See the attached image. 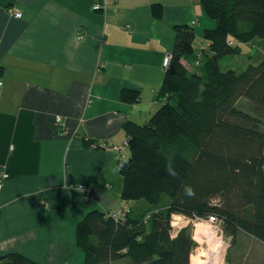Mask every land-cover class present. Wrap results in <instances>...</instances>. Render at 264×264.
I'll use <instances>...</instances> for the list:
<instances>
[{
  "label": "crops",
  "instance_id": "1",
  "mask_svg": "<svg viewBox=\"0 0 264 264\" xmlns=\"http://www.w3.org/2000/svg\"><path fill=\"white\" fill-rule=\"evenodd\" d=\"M214 25L200 0H0V256L88 264L80 219L147 208L121 198L118 159L130 151L112 146L129 139L127 122L146 123L160 108L178 26L194 28L199 53ZM125 88L141 99L124 101ZM228 262L264 264V242L239 231Z\"/></svg>",
  "mask_w": 264,
  "mask_h": 264
},
{
  "label": "trees",
  "instance_id": "2",
  "mask_svg": "<svg viewBox=\"0 0 264 264\" xmlns=\"http://www.w3.org/2000/svg\"><path fill=\"white\" fill-rule=\"evenodd\" d=\"M200 2L215 23L203 34L208 47L198 53L194 28L178 26L160 108L146 123L125 124L130 153L118 159L121 198L145 199L147 208L94 210L80 219L76 240L88 264H191L193 226L175 231L174 214L215 215L230 246L242 230L264 242V58L241 72L220 67L225 56L242 53V43L264 37V0ZM4 73L0 64V80ZM121 97L136 103L141 94L125 88ZM0 264L43 263L8 252Z\"/></svg>",
  "mask_w": 264,
  "mask_h": 264
},
{
  "label": "rangeland",
  "instance_id": "3",
  "mask_svg": "<svg viewBox=\"0 0 264 264\" xmlns=\"http://www.w3.org/2000/svg\"><path fill=\"white\" fill-rule=\"evenodd\" d=\"M201 40V39H200ZM200 40L198 45H200ZM242 53L237 55H227L220 61V67L222 70L226 71L229 69H234L238 72H241L245 70L250 64L257 65L259 64L262 59L264 58V37H256L251 42L242 43ZM129 140V139H128ZM136 202V201H134ZM138 202L148 203L145 199H141ZM189 219V221H188ZM202 219V218H201ZM201 219H191L181 214H174L172 217V224L175 231H178L179 229L191 224L193 226V238L197 242V246L195 250L192 253L191 256V264H195V259L197 261H200L202 257V252H205L207 249H210L212 247V244H215L216 237H213V239H210V233L212 232L210 226L207 223H200L202 225L203 230V238H198L196 233L197 231V225L199 228V224L196 225V223H199ZM206 220V219H203ZM222 225V222H221ZM223 229V225H222ZM224 231V230H223ZM196 235V236H195ZM225 238L227 239V235L225 234ZM228 240V239H227ZM232 246V245H231ZM231 246L227 247L225 250L222 251V257H221V263L219 264H228V255L229 250L231 249Z\"/></svg>",
  "mask_w": 264,
  "mask_h": 264
},
{
  "label": "built area",
  "instance_id": "4",
  "mask_svg": "<svg viewBox=\"0 0 264 264\" xmlns=\"http://www.w3.org/2000/svg\"><path fill=\"white\" fill-rule=\"evenodd\" d=\"M102 7H103V5L98 3L94 6V9L95 10H101ZM9 11H10V13L14 14V16H16L18 18L22 17L23 13L18 8H10ZM166 61H167V63H166ZM170 62H171V54H168L164 59V67L166 69L170 66ZM56 121L58 124L61 123L62 117L60 115H57ZM126 146H129V140H126L123 145H113L112 148L114 150L120 152V151H122L123 147H126ZM93 147L97 148L98 145L93 144ZM122 156H124V154H122ZM8 175L9 174L7 172H4V174H2V179H5L6 177H8ZM2 185H3V183L1 181L0 182V189L2 188ZM80 187L84 188V185H81ZM197 219H201V218H197ZM203 219H206V220H203ZM188 221H189V219H188ZM202 222L207 223L210 226L212 232H214L213 236L216 237V243H217L214 251H210V249H211L210 248V249H207L205 252H202V261H203L202 264H219V263H221L222 251L230 246L229 241L225 238L224 231H223L222 225H221V220H219L215 215H210L206 218H202L199 223H196V225L200 224ZM196 227L198 229V225ZM197 233H196V235H197ZM192 264H193V262H192Z\"/></svg>",
  "mask_w": 264,
  "mask_h": 264
},
{
  "label": "clouds",
  "instance_id": "5",
  "mask_svg": "<svg viewBox=\"0 0 264 264\" xmlns=\"http://www.w3.org/2000/svg\"><path fill=\"white\" fill-rule=\"evenodd\" d=\"M229 39H231V37H229ZM166 63H167V61H166ZM126 162L127 161H124V163H126ZM120 167H123V163L120 165ZM118 170H119V168L117 169V171ZM167 171L173 177H175L177 175L175 170L172 168L171 164L167 165ZM184 191H185L186 195L189 196V197H193L195 195L194 190L190 186H185ZM217 203H218L217 199H213L211 201V205L212 206H215Z\"/></svg>",
  "mask_w": 264,
  "mask_h": 264
},
{
  "label": "bare ground",
  "instance_id": "6",
  "mask_svg": "<svg viewBox=\"0 0 264 264\" xmlns=\"http://www.w3.org/2000/svg\"><path fill=\"white\" fill-rule=\"evenodd\" d=\"M197 231H198V233H197V237H198V238H200V237L203 238L204 235H203L202 225L199 224V228L197 229ZM213 237H214V236H213V233H210L209 238H210V239H213ZM216 245H217L216 242H215V244H212V247H211L210 251H214ZM202 263H203V261H202V257H201L200 261H197V260L195 259V264H202Z\"/></svg>",
  "mask_w": 264,
  "mask_h": 264
}]
</instances>
